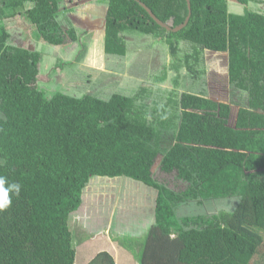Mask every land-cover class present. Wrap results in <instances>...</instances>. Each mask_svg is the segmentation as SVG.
I'll return each mask as SVG.
<instances>
[{
	"label": "trees",
	"instance_id": "16d2710c",
	"mask_svg": "<svg viewBox=\"0 0 264 264\" xmlns=\"http://www.w3.org/2000/svg\"><path fill=\"white\" fill-rule=\"evenodd\" d=\"M190 1L188 24L169 31L141 2L174 28L187 0H104L106 54L126 57L135 30L152 46L165 40L172 61L156 68L153 90L140 79L131 94L100 96L42 86L40 51L14 44L5 22L21 16L55 46L78 41L70 0H0V175L22 185L0 211V264H77L81 247L101 245L80 249V263L264 264V0H234L239 11L233 0ZM206 51L227 54L229 101L208 95ZM156 165L185 187L156 177ZM94 176L156 191L138 252L112 229L106 244L80 236Z\"/></svg>",
	"mask_w": 264,
	"mask_h": 264
},
{
	"label": "rangeland",
	"instance_id": "374dc122",
	"mask_svg": "<svg viewBox=\"0 0 264 264\" xmlns=\"http://www.w3.org/2000/svg\"><path fill=\"white\" fill-rule=\"evenodd\" d=\"M102 3H105L104 0L67 2V7L72 9L68 17L78 29L79 39L78 41L67 39L66 43L60 46L37 39L32 27L21 16L5 21L12 33L11 38L14 44L40 51L42 58L38 66L42 86L49 87L50 90L59 89L77 94L92 93L109 96L114 92L131 94L138 87V80L144 79L143 85L148 88L147 90H153L152 87L157 84L152 78L156 68L162 64V61L167 63L172 61V58H169L166 41L162 38L155 40L152 46L147 41L150 39L148 36L139 31L130 30L126 34L127 39L130 40L127 42L126 57L119 59L115 55L106 54L104 39L106 5ZM99 7H102V10ZM230 7L232 11L241 9V5L234 0L230 1ZM64 27L69 29L70 23L64 24ZM172 64L176 65L173 62ZM205 66L208 95L216 100L229 101L227 54L206 51ZM171 67L173 66L169 64V69ZM142 75L144 78H141ZM184 89L185 87L180 85L179 90ZM233 111L232 124L235 122L238 107L233 106ZM154 170H156V177L167 180L174 188L185 187L181 182L174 183L172 176L161 172L157 169V165ZM155 194L156 191L150 186L129 177L94 176L84 193L85 201L78 218L84 222L83 227H77L80 236L86 237L85 242H87L88 236L93 235L97 241L96 244L99 242L106 244L107 239L114 241L119 239V242L127 244L128 247L125 249L132 248L134 253L138 252L139 247L142 248V244L145 243L147 229L151 226L149 222L154 216ZM226 206L227 203L224 200L214 204L216 209ZM80 216L87 217V221ZM72 226L75 227L73 222ZM111 229L115 234L114 237H118L117 239H112ZM99 236H106L107 239L99 241L101 238ZM87 245L94 246L91 243ZM97 248H102V245L94 250ZM80 249L83 252L86 248ZM80 249L77 264H81ZM93 251H85V255ZM255 258L259 259V257ZM261 263L263 262L255 264ZM129 264H135L131 257Z\"/></svg>",
	"mask_w": 264,
	"mask_h": 264
},
{
	"label": "clouds",
	"instance_id": "9594fccd",
	"mask_svg": "<svg viewBox=\"0 0 264 264\" xmlns=\"http://www.w3.org/2000/svg\"><path fill=\"white\" fill-rule=\"evenodd\" d=\"M22 185L0 175V211L6 210L12 203V197H19Z\"/></svg>",
	"mask_w": 264,
	"mask_h": 264
},
{
	"label": "water",
	"instance_id": "95a60500",
	"mask_svg": "<svg viewBox=\"0 0 264 264\" xmlns=\"http://www.w3.org/2000/svg\"><path fill=\"white\" fill-rule=\"evenodd\" d=\"M141 4H142V6L147 10V12L150 14V16H151V17H152L157 23H159L162 27L166 28V29L169 30V31H171V30H172V31H178V30L182 29L183 27H185V26L188 24V22H189V20H190V18H191V15H192L191 1H190V0H187V5H188V8H189V12H188V15H187V17H186L184 23H182L181 25H178V26H176V27L173 28L170 24L165 23V22H163L162 20H160V19L155 15V13L151 10V8L148 7L144 2H141Z\"/></svg>",
	"mask_w": 264,
	"mask_h": 264
}]
</instances>
